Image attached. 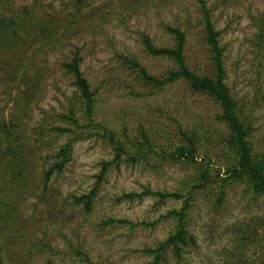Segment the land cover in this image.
I'll use <instances>...</instances> for the list:
<instances>
[{"label": "rangeland", "instance_id": "rangeland-1", "mask_svg": "<svg viewBox=\"0 0 264 264\" xmlns=\"http://www.w3.org/2000/svg\"><path fill=\"white\" fill-rule=\"evenodd\" d=\"M203 3L219 32L225 82L250 121L251 148L264 156V0H0L1 16L26 19L0 43V124L8 131L0 133L2 264H148L154 256L145 250L174 227L164 215L188 197L159 200L154 192H187L206 159L211 179L191 190L185 219L195 243L183 246L180 258L166 247L159 264H254L258 251L233 226L260 218L253 226L264 236V194L233 182L218 199L214 169L225 173L229 133L217 118L219 103L182 77L154 86L130 63L155 77L177 69L143 40L175 47L176 28L185 35L187 68L213 76ZM66 64H77L95 92L90 118ZM182 133L193 137L197 163L169 156L187 146ZM117 142L127 151L118 159ZM9 143L22 176L11 175ZM66 143L68 161L46 180ZM106 161L87 211L75 198L94 188ZM144 190L150 194L120 198Z\"/></svg>", "mask_w": 264, "mask_h": 264}, {"label": "trees", "instance_id": "trees-1", "mask_svg": "<svg viewBox=\"0 0 264 264\" xmlns=\"http://www.w3.org/2000/svg\"><path fill=\"white\" fill-rule=\"evenodd\" d=\"M84 3L86 0H79ZM204 17H205V33L206 40L212 52V59L214 63V75L213 76H199L194 72L190 71L185 65V59L183 56L185 35L176 28H170V30L175 33L177 37V43L175 47H155L149 40L148 37H144L143 40L147 46L149 52L155 55H166L172 58L177 63V69L171 70L166 76L155 77L148 74L144 67L135 61L130 60L131 66L133 68L139 69L141 77L144 81L149 82L157 87H162L169 82L177 79H186L190 86L201 92H208L216 102L219 103L221 107V113L217 118L225 124L228 128V135L225 137L226 147L225 152L222 153V161L225 165V173L221 174V168H215L216 177L219 178L218 188L220 200L224 194V187L226 184L233 182H239L245 184L248 190L252 192L254 196L264 194V156L256 153L252 150L251 144L249 142L248 136L251 130L250 121L242 115L241 110L238 105L236 98L230 93V90L225 82V70L223 67V48L219 45V32L214 28L212 21L209 17V10L206 5L202 4ZM26 19H21L19 21H14L11 18H5L0 15V43L7 45L8 31H12V27L20 25L24 27ZM2 27V29H1ZM66 68L71 72L75 81L74 84L80 89V94L85 102L86 113L88 117H91L92 107L94 104V91L91 90L89 82L83 76L82 72L79 70L77 64H66ZM72 122L76 120L72 116H67ZM59 131L64 132L66 129H59ZM8 132L4 128V125L0 124V133ZM182 136L187 142V146H178L174 153L169 154L170 157L179 158L181 156H186L192 163H197L196 150L194 147L193 137L182 133ZM118 143V142H117ZM142 144L150 147L151 143L147 137H143ZM8 157L10 161L11 168L13 171L11 175L22 176L25 173L24 164L21 162V158L17 156V150H14L12 144L7 146ZM69 144H65L58 152L57 157L59 158L46 172V180L52 175L55 170H61L63 165L69 159ZM116 152L115 158L118 159L120 153L127 152L119 143L114 150ZM205 165L198 164V174L192 179V184L190 190L187 192H154L159 200L165 199L167 197L182 198L186 193L188 197L183 198V204L180 208H172L166 212L165 218L172 217L175 219L174 227L166 237L156 243L155 246L147 248L145 251L153 254V259L148 264H159V261L163 258V252L166 247H171L173 253L176 257L180 258L182 247L188 244H194L195 239L192 234H190L185 227V219L187 216V209L189 207V200L191 196V190L200 188L204 183L210 181V169L211 160L206 159ZM109 162H103L100 173L97 176V182L92 190L87 194H83L75 198L77 203L84 202L87 211L90 210L92 199L96 193L100 181L103 180L104 175L107 171ZM145 194H150L149 190H144L142 193H124L120 198L132 200L135 197H142ZM260 218L252 219L250 221L244 222L243 224H235L233 227L239 235L240 241L248 242L250 245H254L255 251H258V256L254 259V264H264V236L261 238L254 229L255 223H260L258 221ZM114 219L108 218L105 223H111ZM248 223V224H247ZM257 226V225H256ZM240 257V255L238 256ZM0 264L1 261H0ZM52 264V263H48Z\"/></svg>", "mask_w": 264, "mask_h": 264}]
</instances>
